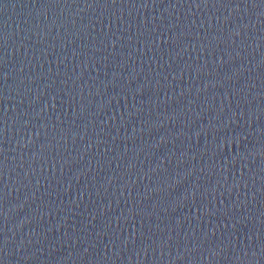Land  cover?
Wrapping results in <instances>:
<instances>
[{
  "label": "water",
  "instance_id": "obj_1",
  "mask_svg": "<svg viewBox=\"0 0 264 264\" xmlns=\"http://www.w3.org/2000/svg\"><path fill=\"white\" fill-rule=\"evenodd\" d=\"M0 264H264V0H0Z\"/></svg>",
  "mask_w": 264,
  "mask_h": 264
}]
</instances>
